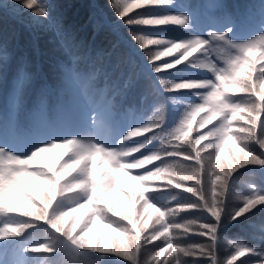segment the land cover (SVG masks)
<instances>
[{"label": "snow or ice", "instance_id": "6c2138e0", "mask_svg": "<svg viewBox=\"0 0 264 264\" xmlns=\"http://www.w3.org/2000/svg\"><path fill=\"white\" fill-rule=\"evenodd\" d=\"M206 2L219 6V0ZM260 2L264 6V0ZM109 7L129 28L138 25L155 30L150 35L133 33L132 38L146 54L147 70L155 77L153 90L168 95L182 113L169 128L163 106H157L146 121L138 118L128 123L115 143L49 136L30 138L23 151L8 143V137L17 132L13 121H4L0 130V216L9 219L0 226V264H26L16 258L17 247L23 257L63 251L67 259L61 264H78L77 258L90 252L112 253L140 264L143 246L162 236H167L166 246L154 245L152 260L166 253L174 264H199L200 258L222 264L217 249L224 230L254 210L264 209V190L254 186L229 208V196L241 172L248 166L264 171V18L259 36L237 42L232 36L237 25L230 17L223 27L197 34L190 3L179 7L177 0H117ZM19 9L49 17L39 0H0V14ZM133 9L143 10L127 15ZM169 25L180 26L187 38L164 37L161 26ZM198 52L203 59L193 55ZM167 57L171 60L162 59ZM3 68L0 64V74ZM193 68L206 71L211 78L162 75L172 69L186 73ZM71 75L81 78L76 72ZM94 75L86 77L90 85ZM105 77V85L97 88L102 106L93 107L90 113L94 134L108 133L116 98L134 87L119 65L105 72ZM154 141L160 147H150ZM56 150L54 160L40 159ZM173 190H180L173 200L182 193L190 195L172 206L170 201L161 203L160 197ZM186 212L210 214L212 222H173ZM38 227L51 238L25 242L27 230ZM189 233L206 240L185 245L179 237ZM228 243L232 251L223 264H264V248L244 241ZM10 250L13 258L7 259ZM184 257L196 259L186 261Z\"/></svg>", "mask_w": 264, "mask_h": 264}, {"label": "trees", "instance_id": "16d2710c", "mask_svg": "<svg viewBox=\"0 0 264 264\" xmlns=\"http://www.w3.org/2000/svg\"><path fill=\"white\" fill-rule=\"evenodd\" d=\"M39 2L49 13L48 18L32 16L26 9H19L15 13L8 10L0 14V64L4 66L0 74V130L4 121L11 120L15 123L17 134L8 137V143L12 148L16 151L25 150L30 138L43 140L49 136L67 137L69 131L59 124L60 113L63 109L69 108L68 101L73 96L66 85V77L71 76L73 72L86 77L94 73L92 86L101 88L106 83L105 72L111 73L116 65L120 66L125 78L133 80L134 87L126 95L116 98L112 119L128 118L134 121L140 118L146 121L148 117L154 115L153 110L162 105L167 126L169 128L175 126L182 109L173 105L168 95L155 93L152 87L155 77L150 69L147 70L146 54L137 47L132 38L133 33L150 35L154 29L138 25L129 28L117 19L114 10L109 7V4H115L117 0H39ZM177 3L179 7L188 3L192 5L199 29L197 34H206L208 30L223 27L226 17H230L237 25V31L232 33L237 42L261 34L260 21L264 18L262 15L264 6L260 0H219V6L216 7L206 0H177ZM142 10L133 9L127 15L135 16V13ZM178 10L179 8L167 11ZM161 27L163 29L161 34L166 38H187L186 32L180 26ZM149 48L156 50L155 46ZM193 55L203 59L199 52ZM162 59L171 60V57ZM162 75H170L174 79H180L181 76L211 78V74L195 68L186 73L172 69ZM246 122L245 120L240 123L244 125ZM70 126L83 134L77 118H71ZM150 147H160L159 141H154ZM227 155L228 149H225V156ZM191 183L189 182V186ZM251 186L264 190V171L260 166H248L247 171L241 172L229 196L230 209L238 204L244 195L250 193ZM176 191L180 190L165 192L160 197V202L170 201L169 206H172L176 201L190 195L182 193L173 200ZM120 199L121 197L116 198L117 202ZM191 199L195 200L196 197ZM8 219L7 216H0V226ZM193 220L212 222L210 214L201 215L199 212L180 213L173 222L186 223ZM40 223L43 224V221ZM262 226L264 209L254 210L246 219L226 228L217 249L222 264L232 251L229 240L244 241L257 249L264 248ZM50 238L43 227H38L27 230L24 241L43 242ZM179 239L185 245L206 240L205 237L193 233ZM166 242L167 236H162L151 244H145L140 254V264H168L172 261V257L166 253L157 260L151 259L153 252L156 251L154 245L165 247ZM15 252L16 258L25 260L26 264H61L67 259L63 251L53 254H29L27 257L18 255V247ZM6 258H13L11 250ZM77 259L78 264H131L130 261L112 253L90 252ZM184 259L192 261L196 258ZM199 264L210 262L207 258H200Z\"/></svg>", "mask_w": 264, "mask_h": 264}, {"label": "rangeland", "instance_id": "374dc122", "mask_svg": "<svg viewBox=\"0 0 264 264\" xmlns=\"http://www.w3.org/2000/svg\"><path fill=\"white\" fill-rule=\"evenodd\" d=\"M80 76V79H73L72 75L66 77V85L73 94L68 101L71 110L66 109L60 113L59 124L69 130L68 136H77L85 140H100L115 143L120 139L119 133L126 131L127 124L132 122V120L128 118L121 120L111 119L108 133L94 134L90 121L91 109L96 106H102L103 100L97 87L90 85L86 76ZM72 114L79 119L81 124L80 129L83 134H80L79 130L70 126ZM56 155H58V150L53 151L47 156L42 155L40 159L44 161L45 159L54 160ZM119 197L120 194L116 193L115 198Z\"/></svg>", "mask_w": 264, "mask_h": 264}]
</instances>
